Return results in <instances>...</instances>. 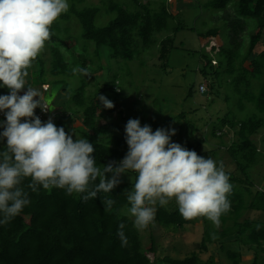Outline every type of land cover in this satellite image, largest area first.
I'll return each instance as SVG.
<instances>
[{
	"label": "trees",
	"instance_id": "trees-1",
	"mask_svg": "<svg viewBox=\"0 0 264 264\" xmlns=\"http://www.w3.org/2000/svg\"><path fill=\"white\" fill-rule=\"evenodd\" d=\"M101 3L69 0L68 12L61 14L53 23V36L45 45L52 57L50 66L47 68L45 59L39 55L32 64L35 68V63L38 64L39 68L32 72L30 86L39 82L40 88L48 85L51 92L52 84L63 88L66 97L57 110L51 111L53 122L73 133V139H88L95 148L93 155L97 166L103 168L104 164L122 159L128 149L124 132L126 123L119 120L100 123L107 116L96 98L100 91L109 88L120 93L118 76L105 82L99 92L91 96H87L86 81L77 88L71 87L69 81L87 69L90 72L103 70L94 66V57H101L103 46L109 48L113 59L134 60L144 52L153 53L159 44L158 58L166 61L175 46V34L186 26L175 23L177 14L172 12L168 0H101ZM194 4L213 12L215 17L214 26L204 31L189 28L196 31L203 41H217L211 49L218 53L220 59H204V62L208 60L204 65L218 63L217 73L229 76L239 96V109L249 111L246 117L226 114L212 128L211 135L216 138H223L229 130H234L236 135L230 144L224 140L221 143L232 157L237 171L226 170L233 186L228 196L231 207L221 216L220 226H214L206 217L185 220L172 200L166 207L156 206L155 221L148 227L151 229V247L148 250L143 245L140 231L133 226L125 195L135 183V173H129L133 180L121 176V183L112 192L98 193L87 202L78 194L68 196L59 188L48 191L41 187L37 192L26 189L31 203L9 224L0 226V264H156L148 253L151 251L154 258L161 259L157 256L154 227L165 225L177 232L198 222L204 224L198 251L181 260L164 256L162 263L158 264H216L214 255L207 260L200 257V253L207 252L210 245L218 246L220 256L225 253L226 264H242L241 246L253 252L251 264H264V221L248 217L242 219L249 210L264 213V187L260 188L251 174L264 156L254 140V136L264 130V0H206L202 4L199 2L198 5L196 1ZM104 6L115 17L107 25L99 26L96 18ZM76 21L82 27L81 36L95 44L93 57H87L91 43L84 44L77 56L80 50L70 24ZM248 30L250 41L243 51ZM226 31L227 38L224 39L223 32ZM73 38L75 45L72 50L67 41ZM64 50L69 52L68 57ZM165 65L163 62L162 66ZM201 71L205 73L206 70L203 68ZM255 81L257 89L254 88ZM7 91V88L0 89V94H7ZM226 97L229 98L228 95ZM116 109H111V113ZM119 114L123 116L122 111ZM184 115L183 112L179 116ZM74 117L82 121L81 126H72ZM191 126L194 134L196 128L193 124ZM184 145L198 155L217 153L215 150L201 151L202 142L198 140H188ZM106 175L111 176L110 173ZM24 183L26 185L28 181ZM103 198L115 201L110 210L105 211ZM121 222L125 224L128 238L124 247H121L117 236ZM227 238L232 239L226 241Z\"/></svg>",
	"mask_w": 264,
	"mask_h": 264
},
{
	"label": "clouds",
	"instance_id": "clouds-1",
	"mask_svg": "<svg viewBox=\"0 0 264 264\" xmlns=\"http://www.w3.org/2000/svg\"><path fill=\"white\" fill-rule=\"evenodd\" d=\"M69 8V0H0V89L8 90L0 94V226L31 203L26 189L59 188L87 202L98 193L112 192L123 174L135 173L125 195L137 231L154 223L157 205L166 207L172 200L185 220L206 217L219 227L231 207L229 174L222 163L173 142L175 128L153 131L139 118H130L124 127L126 154L101 168L88 139H73L51 117L42 121L36 114L37 108L47 113L53 107L26 78L53 36L51 26ZM98 101L103 108L114 107L105 95L99 94ZM114 203L103 198L105 211ZM124 229L121 222V247L128 244Z\"/></svg>",
	"mask_w": 264,
	"mask_h": 264
},
{
	"label": "rangeland",
	"instance_id": "rangeland-1",
	"mask_svg": "<svg viewBox=\"0 0 264 264\" xmlns=\"http://www.w3.org/2000/svg\"><path fill=\"white\" fill-rule=\"evenodd\" d=\"M162 1L164 0H153V2ZM195 1L197 4L199 2L202 4L206 0H168L172 12L177 14L175 23H181L186 28L175 34V46L170 50L167 60H162L166 64L165 67L162 66L163 62L158 58L159 44L154 47L153 53L144 52L134 60L113 59L110 57L109 48L103 46L100 49L101 57H94V66H100L103 70L94 72H90V69L84 70L80 76L72 77L69 83L71 87L77 88L82 81H86L88 83L87 96H91L97 91L99 92V88H102L100 86H103L105 82L112 81L114 76H118L117 83L120 84V93L109 88L106 91H100L96 96L98 99L99 94L105 95L117 107L112 113L111 109L103 108L107 117L102 118L100 123L118 122V120L126 123L130 118H139L142 126L148 124L153 128V131L160 127L175 128L176 134L172 136L173 142L184 145L188 140L201 141V151L215 150L217 152L216 154L207 153L201 156L211 157L218 163H222L225 171L233 170L236 172V164L221 144L223 140L230 144L236 138L234 130L227 131L223 138H216L211 135V132L214 124L226 114L246 117L249 111L239 109V96L235 93L229 76L224 73L219 76L217 73L218 63L204 65L208 61L204 62V59H220L218 53L211 49V46L217 41H203L196 31L189 28L194 27L198 31H204L214 26L215 17L213 12L203 9L199 4L196 6ZM87 2L102 4L101 0H87ZM114 17L115 14L108 12L104 6L96 18V24L99 26L107 25ZM70 24L72 25V33L76 34V46L80 50L77 51L78 56L82 52V46L84 47V44L91 42L81 36L82 27L77 21ZM249 32L250 30L244 36L243 51L250 41ZM226 34L227 31L223 32L224 39L227 38ZM67 44L72 49L75 45V39L68 40ZM91 44L92 46L88 47L89 54L87 57H93L95 54V44ZM63 52L66 57L69 56V52L65 50ZM40 55L45 59L46 67L49 68L52 57L48 46L44 47ZM35 66L36 68L34 66L32 68L34 72L37 70L38 64L35 63ZM203 68L204 71L206 70L205 73L201 71ZM201 83L207 85L204 92L199 90ZM254 85L256 86L254 88L257 89L256 81ZM32 87L41 89L39 82ZM52 87L53 94L48 91L50 87L49 89L43 87V90L48 93H42L51 107H53L52 101L57 84H52ZM227 95L229 98L226 97ZM53 108L51 111L54 112L55 109L53 110ZM119 111H122L123 116L118 115ZM183 112L185 115L179 116ZM191 124L196 128L194 134L191 133V129L194 128ZM81 125L82 121L78 117H74L72 126ZM205 137L206 140H204ZM254 140L264 154V130L255 135ZM184 147L186 146L184 145ZM251 174L254 180L260 184V188L264 187V156L261 163L251 170ZM122 177L133 180L131 174H123ZM130 217L134 219L131 215ZM247 217L264 221V213L261 211L249 210L242 219ZM203 228V222L187 226L177 232L176 229L165 225L155 226L153 232L157 256L161 258L159 260L154 258L155 255L151 251H148L151 247V229L147 228L140 233L143 245L148 249L151 259L158 264L162 263L161 260L164 256L181 260L191 255L193 251H198V243L202 239ZM230 239L232 238H227L226 241ZM241 250L243 252L242 264H251L254 258L253 252L247 250L245 246H241ZM210 255L216 257V264H226L227 262L225 253L220 256L217 245H210L207 252L200 253L203 260H207ZM166 264L170 263L166 262Z\"/></svg>",
	"mask_w": 264,
	"mask_h": 264
},
{
	"label": "crops",
	"instance_id": "crops-1",
	"mask_svg": "<svg viewBox=\"0 0 264 264\" xmlns=\"http://www.w3.org/2000/svg\"><path fill=\"white\" fill-rule=\"evenodd\" d=\"M32 68H33V65H32V67L29 69V76L26 78V81H27V84L28 85H30L31 83V81H32V78H33V76H32V72H33V70H32ZM34 84V83H33ZM40 91H41V93H48V92H44V90L41 88V89H39ZM49 92H51V88L48 90ZM52 94H53V90H52V92H51ZM21 94H23V92L21 93ZM43 95V94H42ZM54 95L55 96H53V101H52V106L54 107L53 109H57L58 107H60V102L66 97V95H65V93L63 92V88L62 87H60V85H58L57 87H56V89H55V91H54ZM44 96V95H43ZM54 105H56V106H54Z\"/></svg>",
	"mask_w": 264,
	"mask_h": 264
},
{
	"label": "built area",
	"instance_id": "built-area-1",
	"mask_svg": "<svg viewBox=\"0 0 264 264\" xmlns=\"http://www.w3.org/2000/svg\"><path fill=\"white\" fill-rule=\"evenodd\" d=\"M43 87H44V89H49V86L48 85H44ZM206 87L207 86L205 84H202V85H200V88L199 89H200L201 92H204L206 90ZM35 112H36L37 115L40 116V118H41L42 121H46L49 117H51V118L53 117V114H51V110L48 111L47 113H45V112H41V110L39 108H37L35 110ZM0 116H3V115L0 114Z\"/></svg>",
	"mask_w": 264,
	"mask_h": 264
}]
</instances>
